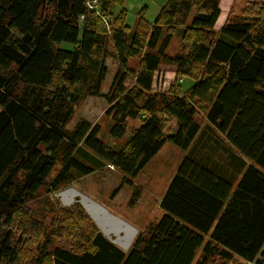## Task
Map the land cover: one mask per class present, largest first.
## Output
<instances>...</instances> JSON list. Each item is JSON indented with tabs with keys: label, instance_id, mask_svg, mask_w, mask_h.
<instances>
[{
	"label": "trees",
	"instance_id": "1",
	"mask_svg": "<svg viewBox=\"0 0 264 264\" xmlns=\"http://www.w3.org/2000/svg\"><path fill=\"white\" fill-rule=\"evenodd\" d=\"M86 1L0 0V264H227L233 254L264 264V1L218 30V0H166L152 21L140 9L134 27L125 8L111 11L125 0H98L99 13ZM175 30L181 52L169 54ZM108 57L116 69L103 93ZM161 64L175 77L156 90ZM183 75L195 79L185 92ZM90 96L108 103L113 138L128 119L139 122L120 147L98 137V123L69 126ZM204 118L252 164L233 188L184 156L159 201L163 213L127 251L80 203L49 198L100 162L122 173L114 196L165 143L187 149Z\"/></svg>",
	"mask_w": 264,
	"mask_h": 264
},
{
	"label": "rangeland",
	"instance_id": "2",
	"mask_svg": "<svg viewBox=\"0 0 264 264\" xmlns=\"http://www.w3.org/2000/svg\"><path fill=\"white\" fill-rule=\"evenodd\" d=\"M165 1L166 0H125L123 5L114 4L111 11L116 15L122 7L125 8V22L129 26L134 27L140 9H144L143 15L145 19L152 21ZM250 1L260 2L264 0H218L220 15L214 25V29L218 30L227 17L240 14L246 4ZM61 46L63 48H71V44L69 43H63ZM166 50L169 54L181 52V39L179 31H174ZM130 63L137 66L138 58H133ZM106 66L108 68V75L103 82V93L108 90L116 69V64L111 57L106 59ZM174 77V66L161 64L154 74V89H164L167 84L174 79ZM180 77L181 76H179L178 79H180ZM194 81L195 79L191 75H183L179 81L181 91L185 92L191 87ZM107 106L108 103L101 96L86 97L76 107L74 118L69 126H72V124L79 118H84L91 124L98 123L101 128L98 137L112 148L120 147L129 137L130 130L136 127L139 122L136 119H128V130L124 136L119 139L113 138L109 134L111 120L109 116L104 115ZM173 147L174 149L180 151L179 148L175 146ZM160 157H162V155ZM160 157L158 158V162H155L157 159L150 160L147 163V167L144 168L145 170L140 171V173L133 178V184L131 187L130 185L122 184L114 196H111L112 189L121 184L122 173L109 164L100 162V165H97L93 172L78 177L76 180L72 181L55 193H51L49 198L52 202L59 206H68L73 202H78L85 210L90 209L100 213L101 215H104L103 209L105 206L119 217L125 218L126 220H135L137 222L141 221L144 224L145 222L151 220L155 214L157 215L161 212L160 208L155 206L156 201L154 200V198H159V195L157 194L160 192L162 182V180L160 182L156 178L158 174H161L163 166ZM148 170L149 173L147 172ZM137 187L140 190V195H134L132 197L131 194L134 193V190L132 191V189ZM136 197V203L130 204L131 200ZM106 217L109 218V220H107L105 224L109 223V228H112L114 226L112 224L116 223L120 226L121 223L118 218ZM113 229H116V227ZM118 239V236H112V240L118 241ZM124 248H126V246H124ZM216 264H218V262Z\"/></svg>",
	"mask_w": 264,
	"mask_h": 264
},
{
	"label": "crops",
	"instance_id": "3",
	"mask_svg": "<svg viewBox=\"0 0 264 264\" xmlns=\"http://www.w3.org/2000/svg\"><path fill=\"white\" fill-rule=\"evenodd\" d=\"M161 155L162 157H160ZM186 155L195 159L201 165L211 169L219 177L230 182L233 188L237 186L246 168L252 164L250 160L244 157L228 141V139L223 133L218 131L212 123H210L206 118H204L201 122L200 129L198 130L196 136L194 137L187 149H180V151H178L177 149H174L171 144L165 143L152 157L151 160L157 159L155 162H158V158L160 157L163 165L161 174H158L156 176V178L160 182L162 180L160 192L157 194L159 195V198H154V200L156 201L155 206H157V208L159 207V201L163 193L165 192L168 183L174 175L179 163ZM146 167L147 164L144 168ZM144 168L142 170H145ZM147 172L149 173V170ZM160 210V214H155L152 219L160 216L163 213V210L161 208ZM236 210H238L239 213L236 214ZM86 211L94 220V222L98 225V227L101 229L105 236L109 237L111 240L112 236L119 237L118 241H112L123 251H127L130 248L136 235L143 229L144 225L148 222L147 221L143 224L141 221L137 222L135 220H126L125 218L117 216V214H114L105 206L103 209L104 215H101L100 213L92 211L90 209H86ZM249 212L252 215L255 214L252 213V211L250 210ZM106 216L118 218L121 223L120 226L118 225V223H116L112 224L114 225L112 228H109V223L105 224V222L109 220V218H107ZM237 216H241V210L238 208H234L231 211V219H233L234 221ZM114 227H116V229H113ZM226 227L227 230H231L233 233H238L237 229L233 225ZM124 246H126V248H124ZM227 264L253 263L246 262L237 254H233L232 260H230Z\"/></svg>",
	"mask_w": 264,
	"mask_h": 264
},
{
	"label": "built area",
	"instance_id": "4",
	"mask_svg": "<svg viewBox=\"0 0 264 264\" xmlns=\"http://www.w3.org/2000/svg\"><path fill=\"white\" fill-rule=\"evenodd\" d=\"M86 7H88L89 9L93 10L96 13L100 12L98 0H87L86 1ZM180 79H181V77H180Z\"/></svg>",
	"mask_w": 264,
	"mask_h": 264
}]
</instances>
